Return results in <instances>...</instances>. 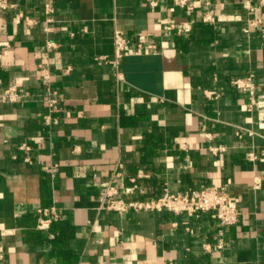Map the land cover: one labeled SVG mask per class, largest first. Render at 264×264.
<instances>
[{
  "label": "crops",
  "instance_id": "0c3cea01",
  "mask_svg": "<svg viewBox=\"0 0 264 264\" xmlns=\"http://www.w3.org/2000/svg\"><path fill=\"white\" fill-rule=\"evenodd\" d=\"M191 2L0 0V92L30 94L0 101V264H264V158L245 157L264 150V5ZM180 22L188 33L167 29ZM115 30L129 39L119 75L97 61L113 56ZM249 74L251 110L230 85ZM110 181L126 201L217 188L238 222L217 249L209 213L105 209L99 190ZM50 206L57 220L37 229V210Z\"/></svg>",
  "mask_w": 264,
  "mask_h": 264
},
{
  "label": "built area",
  "instance_id": "2783aa9c",
  "mask_svg": "<svg viewBox=\"0 0 264 264\" xmlns=\"http://www.w3.org/2000/svg\"><path fill=\"white\" fill-rule=\"evenodd\" d=\"M241 6L247 12H254L259 6L264 5V0H241ZM174 6L181 9H191L193 4L191 0H173ZM150 5H155V2H150ZM202 22L209 23L213 22V16L210 13L205 14L202 17ZM259 21L256 24L259 25ZM255 24V23H253ZM252 24V25H253ZM191 25L188 22H180L174 25L167 26V29L174 30L178 34H186L190 31ZM140 42H144V36H140ZM113 56L111 58L99 57L97 61L99 63H105L110 65L119 75L118 68L120 60L128 55V44L129 39L120 30H115L113 33ZM51 46L52 44H48ZM7 44L0 43V62L7 55ZM121 79V77H117ZM48 75L42 76V87L46 91V104L48 108L53 111L55 109L56 100L53 98L54 93L50 90L48 84ZM230 85L236 90L244 92L249 97V103L246 105L247 110H251L254 105V94H255V76L249 74L242 78H235L230 81ZM206 96L209 99H217L219 93L215 90L206 91ZM29 92L18 86H10L0 92V101L3 103H15L20 99L29 97ZM209 139V134L206 135ZM18 151L29 152L30 146L27 144H21L17 147ZM220 148L211 147L210 151L216 153ZM246 159L251 162L260 161L264 158V150L254 151L250 150L245 155ZM23 161L26 163H32L31 157L25 155ZM56 165L41 164L43 171H52ZM140 172L138 176H140ZM119 174L116 173L115 177ZM136 178H130V182L134 183ZM258 187V184L256 185ZM135 187L128 189V194L132 193ZM100 200L103 207L108 210H113L118 213H123L128 209L134 211H167L172 214H185L187 216H197L201 213H209L212 218L216 219L220 229L217 232V243L216 248H223V234L224 229L235 225L238 222L239 213L229 199V195L222 190L217 188H202V189H188L183 193L171 194L166 189L158 197L147 199V200H124L119 196L116 185L110 181L107 185L99 190ZM38 220L36 228L40 230L48 229L51 222L57 220V212L54 206L39 208L37 210Z\"/></svg>",
  "mask_w": 264,
  "mask_h": 264
}]
</instances>
